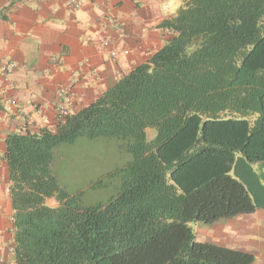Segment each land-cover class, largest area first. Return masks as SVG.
<instances>
[{
	"label": "trees",
	"instance_id": "1",
	"mask_svg": "<svg viewBox=\"0 0 264 264\" xmlns=\"http://www.w3.org/2000/svg\"><path fill=\"white\" fill-rule=\"evenodd\" d=\"M180 2L146 63L53 131L6 136L13 264L254 263L195 242L188 224L261 208L251 166L264 165V0ZM100 138L121 141L131 161L115 196L85 205L84 191L60 185L54 152Z\"/></svg>",
	"mask_w": 264,
	"mask_h": 264
},
{
	"label": "crops",
	"instance_id": "2",
	"mask_svg": "<svg viewBox=\"0 0 264 264\" xmlns=\"http://www.w3.org/2000/svg\"><path fill=\"white\" fill-rule=\"evenodd\" d=\"M67 2L0 0V264H13L10 183L3 158L6 136L53 131L61 119V87L69 88L68 114L89 106L162 48L171 32L161 25L181 7L180 0H79L80 9L72 11ZM174 2L179 7L173 11L169 6ZM87 37L93 43L84 44ZM101 38L109 47L99 53L94 43ZM111 48L127 54L111 58ZM7 64L14 68L3 72ZM251 171L257 184L252 197L261 208L238 219V249L254 245L253 264H264V165H252Z\"/></svg>",
	"mask_w": 264,
	"mask_h": 264
},
{
	"label": "rangeland",
	"instance_id": "3",
	"mask_svg": "<svg viewBox=\"0 0 264 264\" xmlns=\"http://www.w3.org/2000/svg\"><path fill=\"white\" fill-rule=\"evenodd\" d=\"M155 134L154 129H147V141L152 140ZM121 145V141L103 138L96 140L78 139L73 144L62 145L54 152L55 160L52 164V171L60 185L69 194L73 195L79 191H84L83 203L85 205L105 203L117 192L119 179L116 174L131 161L130 154L121 148ZM99 180L101 183L92 190L90 187ZM49 205L53 206L54 203L49 202ZM241 217L222 220L219 221L220 223L217 222L208 226L196 223H189L188 226L193 230L197 243L239 250V234L242 229L237 221ZM259 235H263V233ZM249 246V251H242L254 256L252 250L255 246L250 243Z\"/></svg>",
	"mask_w": 264,
	"mask_h": 264
},
{
	"label": "built area",
	"instance_id": "4",
	"mask_svg": "<svg viewBox=\"0 0 264 264\" xmlns=\"http://www.w3.org/2000/svg\"><path fill=\"white\" fill-rule=\"evenodd\" d=\"M68 6L72 11H77L80 9V2L79 0H68L67 2ZM167 9V6H164V10ZM84 44H91L93 43L92 38L87 37L84 39ZM96 50L99 53H102L107 47H109V41L106 38H101L97 41V43H94ZM107 54L111 58H118L119 56H124L127 54V51L122 50L121 52L116 51L115 49H108ZM14 68V64H7L3 67V72H10ZM58 98L63 99V103L59 106V116L60 118H63L68 115V107L71 105L70 98H69V88L61 87L58 89L57 93ZM11 253H13V248H11Z\"/></svg>",
	"mask_w": 264,
	"mask_h": 264
},
{
	"label": "clouds",
	"instance_id": "5",
	"mask_svg": "<svg viewBox=\"0 0 264 264\" xmlns=\"http://www.w3.org/2000/svg\"><path fill=\"white\" fill-rule=\"evenodd\" d=\"M169 7H170L171 10L174 11L175 8L179 7V4L174 2V3H172Z\"/></svg>",
	"mask_w": 264,
	"mask_h": 264
}]
</instances>
